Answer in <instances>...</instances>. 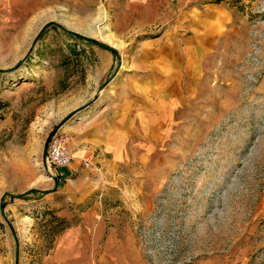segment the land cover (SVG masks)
Returning a JSON list of instances; mask_svg holds the SVG:
<instances>
[{"label": "rangeland", "instance_id": "1", "mask_svg": "<svg viewBox=\"0 0 264 264\" xmlns=\"http://www.w3.org/2000/svg\"><path fill=\"white\" fill-rule=\"evenodd\" d=\"M214 9L209 44L170 74L172 126L83 165L89 218L64 202L63 228L58 198L38 200L70 182L41 161L47 132L70 134L140 44L189 38ZM1 198L0 264H264V0H0Z\"/></svg>", "mask_w": 264, "mask_h": 264}, {"label": "crops", "instance_id": "2", "mask_svg": "<svg viewBox=\"0 0 264 264\" xmlns=\"http://www.w3.org/2000/svg\"><path fill=\"white\" fill-rule=\"evenodd\" d=\"M205 17L208 18L192 21L199 33L195 30L189 38L161 36L140 44L138 53L128 62L126 75L119 76L113 90L105 88L103 97L97 98L95 101L99 99L98 102H93L85 110L83 119L69 124V136L75 146L72 152L69 151L71 160L63 170L70 182L66 180L61 185L56 182L53 191L49 187V192L38 197L39 200L51 194L58 198L46 206L54 220L64 224L67 221V212H61L64 202L74 203L83 212L79 214L83 221L89 218L83 209L88 206L93 187L87 177L88 171L82 165L83 158L94 157L93 165L95 161L102 164L118 162L123 154L130 157L137 144H148L149 138H154L158 130L164 133V127L172 126V107L177 98L174 97L173 76L170 74L182 71L184 53L187 58L191 54L197 55L199 48L209 44L204 32L210 31L216 21L215 9ZM173 62L178 65L174 67ZM187 65H191L188 59ZM60 127L65 129V126ZM41 182L44 186L53 183L48 180ZM71 224L74 226L76 223Z\"/></svg>", "mask_w": 264, "mask_h": 264}, {"label": "built area", "instance_id": "3", "mask_svg": "<svg viewBox=\"0 0 264 264\" xmlns=\"http://www.w3.org/2000/svg\"><path fill=\"white\" fill-rule=\"evenodd\" d=\"M68 139L69 134L61 127H58L46 140L45 163L49 168L53 169V175L57 178H67L63 167L71 160V154L68 150ZM82 165L93 166V162L90 159L83 158Z\"/></svg>", "mask_w": 264, "mask_h": 264}, {"label": "trees", "instance_id": "4", "mask_svg": "<svg viewBox=\"0 0 264 264\" xmlns=\"http://www.w3.org/2000/svg\"><path fill=\"white\" fill-rule=\"evenodd\" d=\"M100 45H103V46H106L104 44H100ZM37 191V188H28L22 192H19V193H15V194H12V193H9V192H5L7 194L10 195L11 198L13 197H17V198H26V194L27 193H30V192H35ZM5 201L3 200V198L0 199V208L4 205Z\"/></svg>", "mask_w": 264, "mask_h": 264}, {"label": "water", "instance_id": "5", "mask_svg": "<svg viewBox=\"0 0 264 264\" xmlns=\"http://www.w3.org/2000/svg\"><path fill=\"white\" fill-rule=\"evenodd\" d=\"M62 121L57 122L54 126H52V128H50V130L47 132L45 139L42 143V148H41V161L42 163L45 161V153H46V140L49 137V135L56 129L59 127V125L61 124ZM15 260H16V256H15ZM16 264V263H15Z\"/></svg>", "mask_w": 264, "mask_h": 264}]
</instances>
